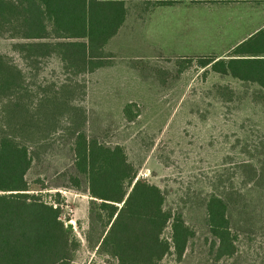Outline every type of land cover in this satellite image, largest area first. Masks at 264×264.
I'll use <instances>...</instances> for the list:
<instances>
[{
  "label": "rangeland",
  "instance_id": "1",
  "mask_svg": "<svg viewBox=\"0 0 264 264\" xmlns=\"http://www.w3.org/2000/svg\"><path fill=\"white\" fill-rule=\"evenodd\" d=\"M128 2L131 25L109 42L103 66L75 76L57 57L26 64L13 47L17 41L7 37H0V53L24 72L36 92L63 88L78 109L72 119L82 121L88 137L124 147L138 178L163 189L168 208L183 214L196 235L183 261L169 256L163 264H264V178L256 179L253 171L264 168V98L255 85L203 68L206 57H177L190 48L178 37L171 42L169 26L155 24L156 0ZM130 103L139 114L131 123L123 113ZM2 114L0 103V122ZM69 118L59 116L58 125L33 148L27 179L35 193L45 184L47 201L62 195V219L82 244L73 264H117L93 250L100 229H90L87 184L79 190L71 185ZM213 194L228 200L239 234L237 255L221 261L210 253L214 238L207 201ZM165 236L171 238V228Z\"/></svg>",
  "mask_w": 264,
  "mask_h": 264
},
{
  "label": "trees",
  "instance_id": "2",
  "mask_svg": "<svg viewBox=\"0 0 264 264\" xmlns=\"http://www.w3.org/2000/svg\"><path fill=\"white\" fill-rule=\"evenodd\" d=\"M126 17L123 1L0 0V37L17 41L13 47L26 64L57 57L65 71L77 76L103 65L105 48ZM229 57L201 63L224 77L257 86L264 98V28ZM63 90L36 92L24 72L0 53V264H73L82 246L72 224L62 219V195L56 193L47 201L45 184L35 193L27 179L33 148L46 139L63 113L70 115L68 129L74 141L71 185L79 190L87 184L90 229H100L93 246L96 254L117 264H163L169 256L183 261L194 229L182 213L168 208L163 189L138 178L124 147H109L88 137L82 121L72 119L78 109ZM133 108L137 106L130 103L123 110L130 123L139 117ZM253 171L256 179L264 178V168ZM207 223L214 238L211 255L217 261L234 258L239 234L227 199L211 195Z\"/></svg>",
  "mask_w": 264,
  "mask_h": 264
},
{
  "label": "crops",
  "instance_id": "3",
  "mask_svg": "<svg viewBox=\"0 0 264 264\" xmlns=\"http://www.w3.org/2000/svg\"><path fill=\"white\" fill-rule=\"evenodd\" d=\"M102 1H123L126 5V21L111 43L131 25L133 9L128 0ZM156 1L155 24L169 26L171 42H177L178 37L182 45L190 48L189 52L177 54V57L229 60L238 45L264 28V0ZM144 17L147 18L146 14Z\"/></svg>",
  "mask_w": 264,
  "mask_h": 264
}]
</instances>
